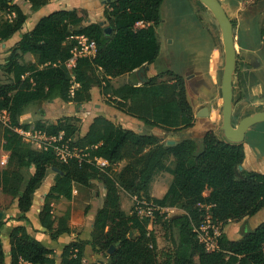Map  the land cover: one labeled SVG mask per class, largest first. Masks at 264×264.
I'll use <instances>...</instances> for the list:
<instances>
[{"label": "trees", "instance_id": "16d2710c", "mask_svg": "<svg viewBox=\"0 0 264 264\" xmlns=\"http://www.w3.org/2000/svg\"><path fill=\"white\" fill-rule=\"evenodd\" d=\"M26 1L34 11L49 2ZM106 3L104 17L113 29L111 34L105 32L100 22L84 23L77 9H58L40 18L12 47L7 61L0 63V80L1 71L14 78L12 82L0 83L1 107L9 112L11 119V126L4 125L0 136V147L9 153L7 167L0 171V188L18 199L25 218L49 168L58 171L46 199L63 196L71 200L74 183L91 187L92 180L103 181L107 193L95 224L97 228L106 225L109 228L93 240L70 242L61 255L63 264H195L196 257L199 264H264V221L241 240H231L221 233L219 249L212 252L205 249L194 232V223L201 219L202 205H210L213 221L222 225L251 217L264 208V173L246 168L239 170L245 160L242 141L226 133L222 138L207 133L204 147L198 150L189 141L175 140L174 144H169L157 135L124 128L99 115L93 119L83 140L92 158H105L111 163L110 168L103 171L89 158L81 164L75 158L63 162L52 149L41 151L28 147L14 130V127L30 128L28 124H20L27 104L56 99L80 104L89 102L92 88L105 87L110 78L132 73L158 58L161 44L155 26L162 21L163 0H110ZM261 4L264 7V0H256L250 8L259 10ZM0 9L15 16L11 21L0 20V43H3L24 28L28 15L14 0H0ZM138 21H144L147 26L136 29ZM81 25L83 28L79 29ZM72 33L86 34L97 43L96 56L80 58L73 73L65 65L71 57L73 43L68 38ZM28 53L37 55L38 63L22 62ZM114 94L119 98L115 101L116 108L152 128L182 130L194 126V109L182 77L167 83L154 84L151 79L139 85L126 83L115 89ZM36 127L48 134L65 132L60 122L49 125L38 122ZM170 155L176 161L173 180L165 195L153 200L164 207L180 205L184 213L162 224L168 233L176 229L178 238L174 240L173 252L161 260L155 234L153 231L147 234V222L123 210L120 189L152 199L151 183ZM120 163H124L123 167L113 176L112 167ZM29 171L32 172L29 174ZM40 222L52 239L70 232L67 218L60 217L55 225L51 202L43 205ZM9 239L10 264H56L55 257L51 256L54 251L31 235L26 226L14 227ZM88 245L100 259L85 258ZM112 246L115 249L110 254ZM6 252L0 236V264L8 263Z\"/></svg>", "mask_w": 264, "mask_h": 264}, {"label": "rangeland", "instance_id": "374dc122", "mask_svg": "<svg viewBox=\"0 0 264 264\" xmlns=\"http://www.w3.org/2000/svg\"><path fill=\"white\" fill-rule=\"evenodd\" d=\"M107 1L105 0L103 7H107ZM213 1L225 13L231 27L230 32L234 44L235 56L232 62L227 88L231 97L232 126L237 130L243 121L256 116V113L264 110V96L261 94L259 95L261 96L260 98L255 97L253 89L255 85L264 83V7L261 4V9H251L250 6L254 5L256 0ZM61 5L72 7L77 4L69 3L66 0ZM81 16L84 19V23H92L88 12ZM94 16L98 20V17L96 15ZM14 17L8 11L0 9V20L11 21ZM161 18L162 21L160 24L155 26L158 40L161 44V51L153 63V68L157 70L156 74L150 79L151 82L153 80V83L156 84L172 82L175 78L182 77L188 99L194 109L195 121L192 128L182 130L152 128L144 124L140 128V133H153L156 131V135L162 141L168 142L169 144H172L171 141L175 140L189 141L195 144L199 150L204 147V136L207 133H213L220 138L226 133L223 87L225 69L228 63V48L225 34L226 25L216 10L202 0H163ZM21 36L22 32H18L13 37L17 39ZM11 41L9 40L7 44V41L0 43V61L8 59L10 50L14 46L12 44L14 42ZM22 62L38 63V56L28 53L24 56ZM1 73L0 83L12 82L14 80L11 74H6L2 71ZM140 82L137 79L133 83L139 85ZM74 87H78V85L74 84ZM115 89L109 83L103 88V91L113 95ZM109 99L113 100L112 97H109ZM63 103L68 105L66 107H59L58 105H51L43 101L29 103L24 107L20 116V120L23 122L21 125L24 126L26 125L25 123L35 122L36 125L38 122L49 125L60 122L65 129V132L63 131L65 137L67 135L66 140L71 143V146L78 147L79 150H82V153H86L87 158L92 159L93 154L88 150V147L85 145L86 142L83 140L88 130L90 117L88 114H76L77 110L87 109L78 108L74 103L67 101H63ZM203 108H208L209 114L205 116L196 115ZM42 109H44V112L41 111ZM2 115L3 112L0 102V117ZM3 127L4 124L0 120V136ZM235 139L242 142L245 141L250 148L264 145V119L251 124L246 129L243 138ZM24 143L28 147L32 146L28 142L24 141ZM8 157L9 153L7 154L0 149L1 171L7 167ZM4 159L6 160L4 161ZM175 164L174 156L170 155L166 159L163 167L155 174L153 180L156 181V189L154 190L152 187L150 189L151 200L154 197L157 199L163 197L161 195L174 177ZM123 165L124 163L114 165L111 170L112 175L117 176ZM243 166L246 168L244 163ZM261 170L262 172L264 171V158L262 159ZM30 172L32 171H29V174ZM39 197L43 199L44 196ZM136 197L138 196L128 192H123L121 196V204L132 215L135 214L134 201ZM93 198L95 204L89 206L85 212L87 221L89 222L97 219V215L104 203L97 194H94ZM37 200L42 205L47 202L40 201L38 197ZM54 200L56 199L50 198V201ZM202 207L200 217L208 211L204 206ZM173 208V210L168 211L164 215H159L157 221L150 224L151 231L160 238L158 247L161 260H164L167 255L173 252L175 248L174 240L178 238L176 229H172L168 233L162 224L167 219H172L184 213L180 205ZM93 209H96V211L94 212ZM260 215L262 214H259L256 218H259ZM200 221L201 219L195 222V224ZM231 222H234V220ZM106 226L96 228L97 231L92 236V240L104 231ZM87 249L92 250L91 245H88ZM51 256L55 257L56 264H63L60 255L52 254ZM100 257L94 253L85 256L86 259L90 260L100 259ZM195 264H199L197 257L195 258Z\"/></svg>", "mask_w": 264, "mask_h": 264}, {"label": "crops", "instance_id": "0c3cea01", "mask_svg": "<svg viewBox=\"0 0 264 264\" xmlns=\"http://www.w3.org/2000/svg\"><path fill=\"white\" fill-rule=\"evenodd\" d=\"M14 1L18 3L23 9V11L28 15V20L24 28L21 31H19L20 33L22 32V36L23 34L32 30L40 18L58 9H77L80 15H83L86 12H88L90 18L92 19L91 20L88 18L89 20H91L92 22H100L102 25L107 27V22L104 17L105 7H103L105 5V0H68L69 3L77 4L72 7L61 5L66 0H49V2L45 6L38 9L37 11H34L31 9V4L29 1H26V0H14ZM94 15L98 17V20L95 18ZM21 37H18L17 39H15V37H12L9 40H12L11 42H14L12 44L15 45L21 39ZM9 40L6 42V44L9 43ZM6 61L7 59H3L0 61V63H5ZM145 69L146 70L144 74H139L138 73L139 69H138L132 73H126V74H123L117 77H112L110 78V84L113 85L114 88L117 89L126 83H133L137 81V79L141 81L139 84L145 83L150 78H152L156 74V71H157L153 68V64L145 65ZM101 74L103 73L101 72ZM103 88L104 86L92 88V91H91L92 99L89 102L80 104V103H74V102L69 101V103H74L75 106H77L78 108L81 107L83 109H87V110H77L76 114H88V116L90 117L88 129L93 119L99 115H102L114 121L116 124L123 126L124 128H129L137 132H140L141 131L140 128L143 127L145 123L142 120L134 116H131L125 113L124 111L116 108L115 101L113 100H116V99L119 100V98L115 94L112 95L109 92H104ZM253 89H254L255 97L260 98L261 96L259 95L261 94L264 96V83L255 85ZM109 97H112L113 100H110ZM38 101H42V100H38ZM38 101H34V102L37 103ZM62 102H63L62 100L56 99L48 103H50L51 105H56V106L58 105L59 107H66L68 105L66 103L62 104ZM263 109H264V106H263ZM3 110L4 109H2V112ZM43 110L44 109H42L41 111ZM256 114H259V112ZM20 124H23L21 120H20ZM25 124H29L30 128H33L34 126H36V122L35 123H25ZM148 134L156 135L157 133L155 131L153 133H148ZM243 143L245 147L244 165L246 169L250 171H257V172L263 173L264 171L262 172L261 165H262V159L264 158V145H261L256 148L254 147L250 148L245 143V141ZM0 149L8 154V152L5 151L3 148L0 147ZM34 149L37 150L36 147H34ZM5 160L6 159H4V161ZM1 170L2 169L0 167V171ZM56 174H57V170H55L54 168L48 169L45 178L42 180L41 184H39L36 192L34 193L33 205L30 208V210L26 213L25 218L22 217V213L19 209L18 199L14 198L10 194L5 193L0 188V212L2 213V217L0 218V236L2 237L4 246L7 250L6 252L8 256L7 264H10L9 233L16 226H22V225L26 226L27 230L29 231L31 235H33L34 237L42 241L48 248L52 249L54 251L53 253L54 255H60V256L62 255L63 249L65 248V246L70 244V242H72L73 240L80 239V240L88 241V240H91L92 236L96 233L97 227H96L95 221H91V222L87 221L85 212L89 206H91L92 204L93 205L95 204V201L93 198L94 194H97L98 196H100V199H102L103 202L105 201L107 190H106V187L103 181L99 179L92 180L91 187L85 186L80 183H74L73 184V198L71 200L63 196H61L60 198L54 201H50V199H47V201L51 202L53 206V215L56 219L55 225H57L60 217L67 218L68 227L70 228V232L61 234L57 239H52L50 237L49 232L45 228H43L40 222V213H41L43 205L39 203V201L37 200V197L39 198L40 201H43V202L46 201L47 194L49 193L51 187L55 184ZM170 184L171 183L168 184V186L164 190V193L161 196L165 195V193L169 189ZM151 187L154 190L156 189L155 180L152 181ZM122 190L120 189V196H122L123 192H127L125 190H123L122 192ZM39 196H44V197L43 199H41V197ZM98 200H99V197H98ZM122 208L127 214H129V212L125 209L124 205H122ZM171 209L173 210L174 208H171ZM93 211L95 212L96 209H93ZM259 214H262V215H260L259 218H256L257 216H259ZM231 221H229L230 223L222 225V230H221L222 233H225L228 236V238L231 240H235V241L241 240L245 236V234L253 231L264 221V208L251 217L245 216L238 221L236 220H234V222H231ZM108 228H109V225L106 226L103 232L107 231ZM155 237H156L157 245H158L160 238L159 236H156V235ZM90 254H93V251H91V249H87L86 256Z\"/></svg>", "mask_w": 264, "mask_h": 264}, {"label": "built area", "instance_id": "2783aa9c", "mask_svg": "<svg viewBox=\"0 0 264 264\" xmlns=\"http://www.w3.org/2000/svg\"><path fill=\"white\" fill-rule=\"evenodd\" d=\"M147 24L144 21H138L135 28L146 27ZM81 25L79 29H82ZM68 40L73 43L71 50V57L65 62L67 69L73 73L77 67L78 60L82 57L93 58L97 54V43L94 39L90 38L86 34L72 33ZM0 120L5 126H11L10 114L7 110H3V115ZM23 138V141L32 144V148L36 147L37 150L48 151L53 150L55 155L63 162H68L70 159H77L81 164L87 160L86 153H82L76 146H71L68 140H66L65 133L62 131L58 134H48L45 130L37 127L25 129L14 127ZM95 161L98 168L105 171L110 168L111 163L105 158L94 157L89 161ZM208 211L201 217V221L198 224L194 223V232L201 244L209 252L219 249L218 239L222 233V223H216L213 221L210 205H202ZM201 206V208H203ZM135 216L142 222H147L148 235L151 231L150 224L157 221L159 215H164L173 207H164L159 203L146 198L145 196L136 197L134 201Z\"/></svg>", "mask_w": 264, "mask_h": 264}, {"label": "water", "instance_id": "95a60500", "mask_svg": "<svg viewBox=\"0 0 264 264\" xmlns=\"http://www.w3.org/2000/svg\"><path fill=\"white\" fill-rule=\"evenodd\" d=\"M110 1V0H108ZM205 3L209 4L212 8H214L216 10V12L218 13V15L221 17V19L225 22L226 25V30H225V34H226V42H227V48H228V63L225 69V75H224V79H223V87H224V108H225V113H226V119H225V132L227 134L228 137L236 140L235 138H243L245 135V131L246 129L251 125L254 124L257 121H260L262 119H264V111L259 112V114H256V116H253L251 118L246 119L245 121H243L241 123V125L239 126V128L236 130L233 128L232 126V110L230 107V101H231V97L227 88V83H228V79H229V75H230V71H231V67H232V62L234 60V56H235V50H234V44L232 41V36H231V27L229 25L228 19L225 15V13L222 11V9L213 1V0H202ZM113 31L111 26H107L105 27V32L107 34H111ZM145 66H142L138 73L139 74H144L145 72ZM145 78V77H144ZM209 111L208 108H203L201 109L196 115H208ZM239 141V140H237ZM172 144L175 143V141H171ZM55 170H57L56 168H54ZM244 166L243 165H239V170H243ZM58 171V170H57ZM2 217V213L0 212V218ZM115 249V246H112L109 250V253L111 254ZM100 263H103V260H99Z\"/></svg>", "mask_w": 264, "mask_h": 264}]
</instances>
